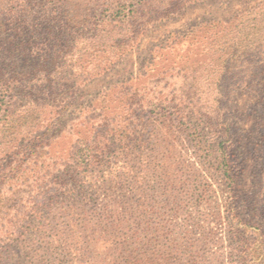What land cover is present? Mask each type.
<instances>
[{
	"label": "trees",
	"instance_id": "trees-1",
	"mask_svg": "<svg viewBox=\"0 0 264 264\" xmlns=\"http://www.w3.org/2000/svg\"><path fill=\"white\" fill-rule=\"evenodd\" d=\"M150 1L116 0L75 23L78 14L61 0H0V264H14L18 249L29 264H181L185 252L182 264H198L193 251L204 243L190 239L193 231H182L185 244L168 241L167 223H160L167 186L188 185V204L197 207L208 195L205 171L228 187L235 183L234 135L222 103L264 75V3L217 22L205 37L203 88L212 100L195 85L170 99H136L133 86L122 83L79 107L65 130L64 110L79 89L108 73L149 26L143 13ZM70 22L81 29L67 34ZM74 35L80 49L64 41ZM13 56L22 65L5 61ZM163 130L167 156H160ZM177 137L188 142L194 162L180 161ZM225 212L230 263L247 264L249 228L234 203ZM263 249L260 239L255 264H264Z\"/></svg>",
	"mask_w": 264,
	"mask_h": 264
},
{
	"label": "rangeland",
	"instance_id": "rangeland-1",
	"mask_svg": "<svg viewBox=\"0 0 264 264\" xmlns=\"http://www.w3.org/2000/svg\"><path fill=\"white\" fill-rule=\"evenodd\" d=\"M61 1L69 3L74 14H78L74 20L76 23L80 17L103 13L106 5L116 0ZM175 1L148 2L143 14L150 18L149 26L134 43L133 49L116 62L108 73L79 89L76 101L68 104L64 110L61 125L65 126V130H69L74 123L79 107L89 105L103 91L122 83L133 86L131 92L138 93L136 99L138 95H155L170 99L181 95V91L187 92L194 85L205 92L206 88L203 87L207 85L205 76L208 66L207 63L201 64L200 57L205 37L215 29L217 22H227L264 3V0H185L183 4L172 6ZM69 25L71 28L67 30V34L76 32L81 27L71 22ZM73 38L74 40L65 37L64 41L68 45L74 44L75 49H80L81 42L76 35ZM74 50L73 54L76 53ZM13 57L15 58L8 57L5 61L22 65L21 58L18 60L16 56ZM70 61L71 64L67 60L68 66L73 65L74 57ZM92 65H95L94 61L88 67ZM215 96L210 97V94L205 92L204 99L207 97L212 100ZM227 98L229 101L222 103V108L224 120L230 124L234 135L230 153L238 167L235 183L228 187L215 176L216 174L205 171L203 177L209 186L208 195L197 207L192 203L188 204V197L185 195L189 190L188 185L185 188L183 185L172 188L167 186L170 196L167 197V216L160 222L165 223V226L167 223L168 241L175 242V239H180L178 242L184 243L185 238H181L182 231L189 229L193 231L191 240L204 243L198 242L195 246L196 253L193 251L198 264H231L229 225L225 219V209L230 203H234V208L249 228L247 264H255L258 261L260 239L264 245V75L250 88H237ZM164 132L165 130L162 134ZM178 137L172 140V147L180 155V161L187 164L194 162L193 151L188 142ZM162 140L164 150L160 156H167L165 134ZM63 147L61 143L53 145L51 151L57 154ZM143 158L149 160L152 155L148 154ZM154 189L156 188H151L150 192ZM12 190H15V186ZM7 201H12V198ZM22 252L20 249L12 252L14 264H29V258ZM179 254L181 264L185 263L189 254Z\"/></svg>",
	"mask_w": 264,
	"mask_h": 264
}]
</instances>
